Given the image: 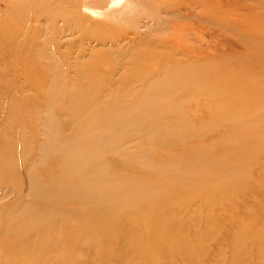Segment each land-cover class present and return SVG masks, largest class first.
<instances>
[{"label":"bare ground","instance_id":"obj_1","mask_svg":"<svg viewBox=\"0 0 264 264\" xmlns=\"http://www.w3.org/2000/svg\"><path fill=\"white\" fill-rule=\"evenodd\" d=\"M9 1L0 91L16 95L0 103L33 91L20 96L36 117L0 129V204L16 196L0 264H157L199 242L203 253L218 235L212 209L246 227L221 230L234 247L221 239L218 262L242 264L227 257L248 243L264 255V226L239 207L250 205L241 182L264 164V0ZM196 140L236 154L156 157Z\"/></svg>","mask_w":264,"mask_h":264},{"label":"rangeland","instance_id":"obj_2","mask_svg":"<svg viewBox=\"0 0 264 264\" xmlns=\"http://www.w3.org/2000/svg\"><path fill=\"white\" fill-rule=\"evenodd\" d=\"M12 3V2H11ZM11 3L9 0H0V18L3 19H12L14 18V15L9 13ZM23 9V6L21 7ZM71 41L76 40L74 43L75 47H79L80 43H78L79 37L76 36L75 39H70ZM65 50L63 49V52ZM70 58V55L67 54L64 61H68ZM11 95H16L15 92H3L0 91V96H6L7 98ZM22 95H30L34 96L36 95L33 91H28L27 93H19L18 97L19 100H16L15 106H8L5 102L0 103L1 104V114H0V129L4 132H7L8 130L11 131V129L14 130L13 135L19 134L20 131H24L25 129L21 128V125L29 124V127L33 128L35 124V117L36 113L35 110L27 105L26 103L21 102V96ZM20 96V97H19ZM10 104V102H9ZM12 105V104H11ZM27 111V112H26ZM24 115V116H23ZM26 115V117H25ZM25 117V118H24ZM21 118L23 120L21 121ZM26 121V122H25ZM195 122L198 123V120ZM263 129V127H262ZM202 144H200L197 140L196 141H186V142H175V141H168L165 144H162V146H156V157L162 158L164 153H174L175 156H182L183 153L188 152L189 150L193 149H205L206 151L211 152L215 157H222L224 160L229 159L230 155L233 157L236 153L234 151H227L225 154H222V152L216 147V145L208 140L202 141ZM136 143L132 142L131 145L134 146ZM186 144V145H185ZM182 146V148H181ZM238 147V144H237ZM185 148V149H184ZM182 149V151H181ZM158 150V151H157ZM158 152V153H157ZM221 152V153H220ZM233 152V154H232ZM181 153V154H180ZM219 153V154H218ZM235 153V154H234ZM160 155V156H159ZM230 157V158H231ZM254 166V167H253ZM252 170L248 177H246L242 182L241 186H243L246 189L244 198L247 200H250V205L246 204H240V210L244 214H247L248 219L250 223L248 225L255 226L256 230H260L264 226V193H256L257 189L256 186L259 183L260 186H263L264 184V176L260 177V170L264 169V164H260L259 166L253 165ZM224 169L218 170L217 174H223ZM259 173V174H258ZM258 175V176H257ZM154 176H150L146 178V181L152 182L154 181ZM152 184V183H151ZM150 185V184H149ZM16 196L9 198L8 201H4L5 203L1 202L0 204V228L3 226V222L5 221L6 217L9 215H14L16 210L13 208H7V206L10 205V202L14 203ZM10 201V202H9ZM255 201V202H254ZM16 204V202L14 203ZM196 208L198 206L200 207V203H196ZM194 205V206H195ZM6 207V208H5ZM6 209V210H5ZM5 210V211H4ZM9 211V212H8ZM221 211V210H220ZM218 211L217 209H212L208 214L207 218L210 219V228L209 231L211 233H218L217 237L213 239L210 242H207L204 244L206 251L201 253L199 252L197 254V251L201 248V243H195L193 245H187L186 248L182 249L178 246H172L169 250V257L171 259H168L169 257L162 258L161 261L157 264H185V261H192L196 260L195 264H227V263H220L217 261L218 256L222 255L221 250L219 249L220 245L219 241L222 239L223 245L228 247H234V242L231 237H226L225 234L221 231L225 226H230L232 228L231 233L237 234V233H243L244 229H246L245 226L239 225L238 222L241 221L240 214L235 216V219L232 220L231 218L233 215L228 214V212L224 211ZM238 213V211L236 212ZM240 213V212H239ZM3 214V215H2ZM6 215V216H5ZM239 216V217H238ZM234 221V222H233ZM2 225V226H1ZM186 225V224H185ZM247 225V226H248ZM187 227L192 230V232L195 230V227H193L191 224H187ZM250 227V226H249ZM112 238V237H111ZM5 247V246H4ZM245 252L243 255L239 256L238 254L230 253L227 257V260L230 262L233 258V255L237 257V260L240 261L242 264H258V261L261 259H264V255H261V252L258 248L253 246V244L248 243L246 246ZM204 248V249H205ZM108 250V249H107ZM130 250V248L128 249ZM184 252H183V251ZM97 255H94L93 259H95ZM231 259V260H230ZM96 260V259H95ZM132 259L127 260V264L131 262ZM217 261V262H216ZM197 262V263H196ZM264 262V261H263ZM110 264H116L114 262Z\"/></svg>","mask_w":264,"mask_h":264}]
</instances>
